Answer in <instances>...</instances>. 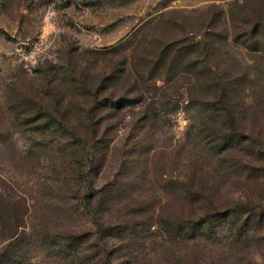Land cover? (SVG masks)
<instances>
[{"label":"rangeland","instance_id":"374dc122","mask_svg":"<svg viewBox=\"0 0 264 264\" xmlns=\"http://www.w3.org/2000/svg\"><path fill=\"white\" fill-rule=\"evenodd\" d=\"M0 264H264V0H0Z\"/></svg>","mask_w":264,"mask_h":264}]
</instances>
